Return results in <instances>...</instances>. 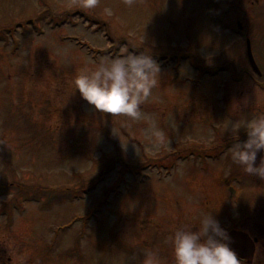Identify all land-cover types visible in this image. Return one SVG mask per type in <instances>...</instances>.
Here are the masks:
<instances>
[{"label": "rangeland", "instance_id": "obj_1", "mask_svg": "<svg viewBox=\"0 0 264 264\" xmlns=\"http://www.w3.org/2000/svg\"><path fill=\"white\" fill-rule=\"evenodd\" d=\"M81 5L0 0V264H126L143 249L174 264L168 237L203 213L228 231L264 225V178L234 181L244 170L225 131L264 113V0ZM132 51L161 69L144 118L97 111L74 92L88 60ZM150 118L168 137L158 147L145 135ZM219 144L216 159L200 154Z\"/></svg>", "mask_w": 264, "mask_h": 264}, {"label": "clouds", "instance_id": "obj_2", "mask_svg": "<svg viewBox=\"0 0 264 264\" xmlns=\"http://www.w3.org/2000/svg\"><path fill=\"white\" fill-rule=\"evenodd\" d=\"M97 0H82V7L93 8ZM131 4L132 0H127ZM183 67V71H181ZM179 72L186 74L181 66ZM158 61L151 53L127 52L122 56H105L98 61L88 60L74 77V92L87 101L91 108L110 114H122L141 120V106L154 98L158 86ZM243 128L246 139H239ZM232 142L228 149L231 161L249 175L264 178V155L257 163V153H264V113L245 118L226 127ZM145 135L157 147L167 142V134L160 122L150 118ZM228 230L221 226L212 211L199 216L198 222L176 227L167 242L174 264H240L237 252L230 246ZM126 264H160L158 251L143 249L126 258Z\"/></svg>", "mask_w": 264, "mask_h": 264}, {"label": "flooded vegetation", "instance_id": "obj_3", "mask_svg": "<svg viewBox=\"0 0 264 264\" xmlns=\"http://www.w3.org/2000/svg\"><path fill=\"white\" fill-rule=\"evenodd\" d=\"M236 25H240V28H242V25L240 23V21H236ZM239 28V29H240ZM238 33H240L238 31ZM244 35V34H243ZM247 41H249L248 37L244 38V42H245V47H246V43ZM250 44V42H249ZM259 74H256L257 76H261L262 73L259 70ZM241 135H246L245 130L243 131V133ZM222 144H219V146L215 147V148H206L207 151H217L216 149L218 147H221ZM204 157H206L207 159L212 158L211 155L205 154ZM216 159V158H215ZM239 168H242L241 166L238 165ZM204 169H206V166H204ZM234 173L231 174V177L234 179V181H236L238 184H246V179H252L253 176L249 175L248 173H246L245 171H241L240 169L233 171ZM256 209V207H251V210L254 211ZM262 222L258 221V220H253V221H249L248 225L246 226H240V228L238 229H231V230H236V231H241L244 232L248 235V237L253 240L254 242V254L248 258V257H243L242 259L239 258L240 260V264H264V252H258V244H259V240L260 237L264 234V225ZM259 230V231H257ZM230 231V230H229Z\"/></svg>", "mask_w": 264, "mask_h": 264}, {"label": "water", "instance_id": "obj_4", "mask_svg": "<svg viewBox=\"0 0 264 264\" xmlns=\"http://www.w3.org/2000/svg\"><path fill=\"white\" fill-rule=\"evenodd\" d=\"M247 56L251 68L253 69L254 72L259 74L260 73L259 69L253 59L248 42H247ZM228 233L231 237V240L229 241L230 246L237 252V255H239L240 257L250 258L254 251L253 240H251L246 233L241 231L231 230Z\"/></svg>", "mask_w": 264, "mask_h": 264}]
</instances>
